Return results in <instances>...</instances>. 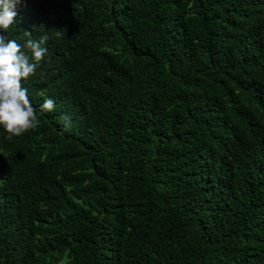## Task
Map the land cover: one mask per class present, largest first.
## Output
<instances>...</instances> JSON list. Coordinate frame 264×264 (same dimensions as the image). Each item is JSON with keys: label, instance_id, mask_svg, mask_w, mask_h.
I'll return each mask as SVG.
<instances>
[{"label": "trees", "instance_id": "obj_1", "mask_svg": "<svg viewBox=\"0 0 264 264\" xmlns=\"http://www.w3.org/2000/svg\"><path fill=\"white\" fill-rule=\"evenodd\" d=\"M15 11L47 52L38 127H0V264H264V0Z\"/></svg>", "mask_w": 264, "mask_h": 264}, {"label": "clouds", "instance_id": "obj_2", "mask_svg": "<svg viewBox=\"0 0 264 264\" xmlns=\"http://www.w3.org/2000/svg\"><path fill=\"white\" fill-rule=\"evenodd\" d=\"M22 2L0 0V30L7 32L15 23V8ZM46 40L47 37H41L39 41L26 40L22 46L0 34V127L8 134L6 138L9 140L36 129L40 123L23 82L36 74L47 52L42 47ZM22 47L29 50L30 55L22 51ZM40 107L43 112H51L56 105L48 98ZM63 119L64 130L68 131L71 122L67 117Z\"/></svg>", "mask_w": 264, "mask_h": 264}, {"label": "rangeland", "instance_id": "obj_3", "mask_svg": "<svg viewBox=\"0 0 264 264\" xmlns=\"http://www.w3.org/2000/svg\"><path fill=\"white\" fill-rule=\"evenodd\" d=\"M57 264H64V262H59V263H57Z\"/></svg>", "mask_w": 264, "mask_h": 264}]
</instances>
